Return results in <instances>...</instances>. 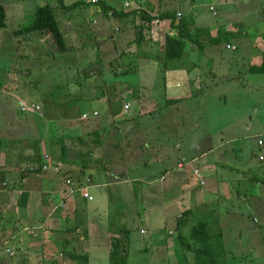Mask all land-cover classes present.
Returning <instances> with one entry per match:
<instances>
[{
  "label": "rangeland",
  "instance_id": "1",
  "mask_svg": "<svg viewBox=\"0 0 264 264\" xmlns=\"http://www.w3.org/2000/svg\"><path fill=\"white\" fill-rule=\"evenodd\" d=\"M74 1L76 0H65L67 4ZM107 2L118 9H125L126 11L133 8H143L144 4L146 5L145 8L151 6L162 10L175 8L178 11V8H181L183 14H194L198 26L207 25L213 30L220 27L223 32L231 29L233 25L240 29L242 25L243 30L248 28L247 31L254 27L250 31L252 37L257 32H264V22L259 19V14H262L264 10V0H107ZM0 3L5 6L7 12L6 26L0 28V139L2 140L0 171L5 168L17 167L16 162L19 168L23 170L34 165L38 167L41 163H35L33 156H36L35 158L39 162L41 153H44V162H46V155L49 156V162L52 164L60 162V156L62 155L61 142H66L69 147L73 146L68 151V160L65 161V168L68 170V173H65L66 175H73L72 169L74 166L82 167V160L89 157L88 148L95 149V154L91 155L93 160L90 161V165L99 167L100 161L104 158V151L99 149L102 145L98 146L96 136L83 133L81 135L85 139V143H80L77 141V136H74L76 135L75 132H82L81 127L77 126L75 122L73 124L67 120H62L60 117V113L65 109L64 107L58 110L60 104L65 102L69 108L73 107L72 104H75L74 97L81 100L78 103L79 106H77L81 108L77 110L79 115L80 110L90 112V114L86 113L87 118L83 117V119H87L86 125H89L86 128H100L102 124L106 125L105 128L109 131V137L104 139L103 132L99 137L102 140L104 139V142L109 143V146H114L115 150H118L119 139L121 140V146L124 145L122 141H126L125 138H118L119 133L125 131L122 128L130 129L131 132H134L137 128L139 131L148 132L151 135V142H155L152 143L153 145L159 142V147L156 150H152V145L150 155H148L152 157L158 155L159 159L154 161L151 158L150 160V157L146 155L145 158L149 160L148 165L142 164L134 170L131 169L127 183L119 184L116 182L109 188L98 189L97 199L92 203L98 207V211L108 216L102 219L107 228H109V219H111L113 232L119 231L118 235L120 237L125 235L124 232L120 233L122 229L127 228L129 230L130 236L126 245L129 254L128 264H192L194 255L189 251L182 250L176 239L178 229L174 218L172 225L170 221L165 222L162 226L160 225V223H163V218L165 220L172 219L171 214L175 212L176 216L178 210L182 208L179 202L166 201L174 193H178L177 189L165 192L161 182L149 183L148 181L153 180L152 175L174 165L184 153L189 154V156L194 154L201 156L202 147L209 146V143L204 142V139L202 143V131L204 132L205 129L212 131L217 139L218 128L214 126L217 124L219 111H223L224 108L228 111V118L233 121L236 120L239 125L237 127L236 149L233 151L234 156H239V158L244 156V159H251L254 157L253 153L260 154V151L257 153L259 138L252 137L257 128L254 127L251 131H248L247 137H245L244 131H241V125L246 119L241 100L248 103L257 92L253 90V87L246 91L247 84L250 85L255 81L250 78L249 64L246 65L243 60L236 63L232 72L236 80H225L223 83L228 92V97L224 98L218 94L222 89V84H218V78L208 75L209 72L207 71L209 69L207 68L209 66L204 61V55L200 54V58H198L197 45L194 44L192 47L189 45L188 51L192 58L183 59L184 65L188 67L192 59L200 62V59L203 58L202 68H205L206 72L201 74V77L204 78L203 87L207 89L208 86L209 88L207 90L210 91V97H202V87L200 86V90H196V93H193L191 97L174 110L168 106L161 107L158 111L152 114L146 113L131 123L128 120L125 122L122 118L120 124L117 122L119 124L117 127L115 126L116 123L111 121L113 118H110L111 120L104 119V111L109 104H107V99L103 95L99 98L97 95L107 93V90L113 88L114 84L117 86L122 80L123 77L120 74L116 75L111 70L114 66L115 69L121 70L122 65L117 66V62L127 65L134 57H139L137 58L139 63H145L146 60L142 58V55L151 53V49L159 50V48L164 47L165 33L168 31L173 33L170 20L156 18L148 24L144 23L145 39L141 44H138L136 40H133L136 37L134 19H136V22L139 19L133 16L126 19L105 17L102 13L90 9L89 6H78L66 11L59 7L57 0H0ZM45 4L53 7L60 21L68 47L65 52L59 51L55 47L51 35L42 36L40 32L16 33L17 29L29 26L37 7ZM243 35L246 36L245 31ZM220 46H223V43ZM220 51L223 54V60L218 55L215 59L216 63L218 62L220 66L227 68L228 72L229 62L227 59L231 52L225 48ZM76 54L79 58L77 60L78 68L67 70L68 66H72L71 58ZM60 57L68 59L69 65L67 66L64 62H61ZM100 59L103 62L102 66L100 64L101 69L94 68L100 73L91 75L88 70L92 68L89 67ZM81 69H85V72H82ZM122 69L124 68L122 67ZM212 69L214 67L210 70ZM86 72H88V76ZM160 75L161 71L155 69L151 61L147 69L131 72L127 76L133 79L132 88L137 91L138 95H148L157 91L163 93L154 88L155 84L158 88L157 79ZM189 76L194 79L199 74L192 75L189 73ZM197 79L199 81V78ZM257 79L258 82L263 83L264 73L258 74ZM76 81H79L78 86L80 89L77 94L75 90L78 89V86H76V89L73 87ZM144 82L146 84L143 85L148 87V90L142 85ZM201 83V81L198 82L202 85ZM241 86L244 87L243 90L240 88ZM86 93L96 97H87ZM47 98H52L53 101L50 103L51 99ZM156 98L160 101L163 97ZM21 101L27 104L40 102L41 104L38 103L40 109L35 112L39 111L44 116L48 117L50 115L51 117L44 119L36 115L35 112L23 111ZM54 101L57 102V106ZM208 104L214 109L209 110L210 106ZM139 108L145 109V103L142 106H136L135 110L141 112ZM94 109L99 112L93 111ZM72 111L75 110L72 109ZM254 112L253 109L251 111L254 120L252 125L256 126L255 118L259 116L260 112L258 116H254ZM91 113L92 117L90 116ZM262 118L264 119V116ZM91 120H94L96 124ZM221 120L222 117L218 119L219 125ZM44 121L45 124L47 123L48 128H46L44 137L40 138L38 136L41 135L40 132L44 131ZM90 124L94 125L91 126ZM18 139H21V141ZM262 139L264 140V136ZM116 143L117 145H115ZM261 143L262 141H260ZM260 146L263 147L264 145ZM262 149L264 150V148ZM159 151L169 153L157 154ZM183 159L189 161L188 165L184 167V169H188L186 173H192L195 177L200 178L201 185L205 183L206 173L202 168L197 167V159L188 157ZM251 174L255 175L254 172H251L244 179H242V176L239 177L241 179L239 186H242L241 190L248 191L246 183L250 179L248 186L251 193L256 195L254 198H259L264 195V186L257 185L256 181L253 182ZM2 176L0 175V178ZM0 183L2 185L0 188L5 190L0 189L1 202L2 199L6 200L10 187L6 180ZM90 190L93 191L92 186ZM104 194L107 195V200H104ZM16 197L14 196L15 201ZM184 200H181V202H184ZM164 201L170 205L167 217L160 209ZM238 202L232 200V202L220 203V207L225 208V210L222 211V216L218 220H224L223 222L226 225L220 228L214 227L215 232L222 230V243L218 244V248L222 251L226 250L225 262L227 264H264V211L261 208L257 209L259 201H255V208L251 206L252 202L248 205ZM9 205L10 203L4 205L2 209L9 210ZM236 205H240V208L233 207ZM227 207H230V209H227ZM195 208L197 207L194 204V215L189 219V227L204 218L202 213L197 212ZM19 209V221L26 224L28 228L24 230L23 240H20V244H18V238H14L12 235L14 230H21L23 226L19 223L18 227H14V224L10 223L13 219L5 218L9 221L0 219V264H73L71 257L64 252V234L69 232L68 226L59 227L58 223L52 224V235L48 238L44 236L42 240L40 236L42 228L40 229L38 224L32 226V219L31 221L27 219L26 209L25 211L22 208ZM8 212L11 217L12 213ZM12 212L14 211L12 210ZM237 220L240 221V224L237 223ZM143 223L147 224L150 229V232L146 235L139 232ZM212 225L216 226L215 221ZM168 231L174 232L171 233L173 239L170 240L171 247L169 250H155L157 242L164 234L167 235ZM174 240V243H177L176 248L173 250L172 241ZM96 246L90 251V264H110V246L105 244ZM7 248H10L15 254L10 255ZM61 252L64 254L62 259ZM185 253H187L186 256H184ZM168 254L171 259L166 261L163 258L169 256Z\"/></svg>",
  "mask_w": 264,
  "mask_h": 264
},
{
  "label": "crops",
  "instance_id": "2",
  "mask_svg": "<svg viewBox=\"0 0 264 264\" xmlns=\"http://www.w3.org/2000/svg\"><path fill=\"white\" fill-rule=\"evenodd\" d=\"M145 4L144 7L145 8ZM264 11V10H263ZM262 11V14H259V19H261L264 22V12ZM233 25V24H232ZM253 25V24H251ZM207 26V25H205ZM233 27V26H232ZM241 27V31L244 32L246 36L234 38L233 40H230L232 43L238 44L240 46L239 50L236 52H231V54L228 56L227 61L229 62V68L227 72V68L224 66H220L218 62L216 63V56H220L221 60H223V54L220 50L223 49V46L216 45L213 47H210L206 51V56H204V61L207 66H209L207 69H209L207 72H209L208 75H212L214 77L218 78V84H222V89L218 93L221 97H228V92L226 91V87L224 86L225 80H236L234 78L235 75L232 74L233 70L235 69L236 63H240L242 60L245 62V64H249V75L250 78H253L255 81L253 83H250V85L247 84L246 91L253 87V90H255L256 95L252 97L251 100H249L248 103H245L241 100V106L244 108V114L246 115V119L241 125V131H244L245 137L248 136V131H251L254 127L257 128V130L252 134L253 138H259L258 140V150L260 154L257 155L256 153H253L254 157L251 159H244V156L242 158H239V156H234L233 151L236 149V142L238 140L237 136V127L239 125L237 124L236 120H232L228 118V111L226 108L223 109V111H219L218 117H217V124H215L214 127L218 128L217 131V139L215 138V134L212 133V131L205 129L204 132L202 131V143L203 139L204 142H208L209 146L202 147V152H200L201 156H198L197 154H194L192 156H189V154H182V156L177 159L174 165H172L170 168L167 167L165 170H161L157 172L156 174L152 175L151 181H148L149 183L153 182H161L163 184V190L165 192L170 190H176L178 193H174V195L168 199H166L167 202L173 201L175 203L179 202L181 205V209L178 210V214L175 216V212L171 214L172 219L169 218L165 220L163 218V223H160L162 226L165 224V222L170 221V224L172 225L173 218L176 221V227L178 222V217L182 214L183 211L194 209V204L197 208L195 210L197 212L202 211V215L204 213H208V217H211L209 211L215 210V227H217L219 224V228L223 227V225H226L225 222L220 221V217L222 216V211L225 210V208L220 207V203L223 202H232V200L239 201L238 203H245L248 205L250 202H252L251 206L255 208V201H259V205L257 206V209L261 208L264 211V195L260 196L259 198H254L256 195L251 193V190L248 186V180L246 183V188L248 191L241 190L242 186H239L241 183V179L239 177L242 176V179L247 177L248 173L254 172L255 175L253 176L251 174V178H253V182L256 181L257 185L261 184L260 186H264V150L260 145H264V140L262 137L264 136V119L262 116H264V82H258L257 75L262 73H256L252 71L250 66L252 65V60L255 57H262V54L264 52V32L257 34L255 33V36L252 37L250 35V31L254 28H250L249 31H247L248 28ZM220 27L216 30L212 29L213 34H217ZM174 31V30H173ZM172 32V31H168ZM166 32V33H168ZM165 33V34H166ZM154 47V46H153ZM152 47V48H153ZM151 53H146V55H142V58H145V63H139L137 58L134 57L130 63H133L135 65L133 72H139L143 70L144 67H148V65L153 62L155 69H158L161 71L160 80L158 81V88L157 84L154 85V88L156 90L159 89L160 92H153V94H140L138 95L137 91L133 88H130L133 86V79L131 77H128L127 75L122 76V80L116 84H114V87L110 88V90H107V93L104 94L101 93L100 95H97L99 98L100 96H104L105 99H107V105L105 112V118L109 119L113 118V122L121 118L125 112V104L131 103L132 109L128 113V115L124 118L128 120V122H135L137 118L141 117L142 115L149 113L151 111H158L157 104H162L165 99L172 98V99H179L177 103H174L172 105H169L168 107L172 110L176 109L178 106H180L182 103H184L190 96L193 94V90H199L202 87V97H210V91L207 89L208 86L205 89L203 87V77H201V74H204L205 68L200 69L199 66H195L193 68L182 66L179 69H167L164 63V59L161 53V49L159 50H153L151 49ZM224 50V49H223ZM84 54V53H83ZM77 55V54H76ZM198 58L199 53L197 52ZM140 56V55H138ZM83 57V56H82ZM189 59L192 58L191 54L188 55ZM202 58V61H203ZM93 59V58H91ZM77 60H79L78 55L76 56L75 60V66L77 65ZM101 60V61H100ZM97 60V62L89 67L92 68L89 71L91 75H94L95 73H100V71H96L95 69H101L100 64L102 66L103 62L102 59ZM220 60V61H221ZM199 61V60H198ZM198 61L193 60L192 62L198 63ZM261 61V60H260ZM128 63V64H130ZM122 64V63H121ZM123 65V64H122ZM125 65V64H124ZM162 66V67H160ZM210 70L211 68H213ZM95 68V69H94ZM214 71V72H213ZM163 73V74H162ZM189 73L193 74H199L198 77H195L194 79L189 76ZM227 73V74H226ZM86 75L88 76V72H86ZM199 78V81H201L202 85L198 84L199 81H197ZM141 82V81H140ZM79 81H76L74 83V89H76V86H78ZM145 84L142 83V85ZM130 86V87H129ZM144 86V85H143ZM97 87V85H96ZM145 87V86H144ZM146 90H148V87H145ZM242 90L244 87H240ZM78 89L75 90L76 94L79 91ZM251 90V89H250ZM252 90V91H253ZM132 92V93H130ZM72 94V93H71ZM86 96H91L92 98L96 97L93 95H90L89 93H86ZM132 97V98H131ZM156 97H163L160 101ZM180 98H183L185 101L181 102ZM49 99V98H47ZM51 99V100H50ZM50 103L53 101L52 98H50ZM75 101V104H72L73 107H68L65 102H62L63 104H60V110L61 108L65 109L60 113V117L63 120H67L71 123L75 122V124L79 127H81L80 130L82 132H75L74 137L82 136L81 134H87V135H94V130L99 131V136L101 137V132H103L104 139L108 138L109 131L105 128L106 125L102 124V127L100 128H86L89 125H86V120L83 119V115L86 111H79L80 115L78 114L77 110L81 109L78 108V103L81 102V100H77L75 97L73 99ZM37 102V101H36ZM40 103V102H38ZM37 103V104H38ZM55 105L57 106V102L54 101ZM68 103V102H67ZM145 103V109H141V112L136 111L135 107L139 105H143ZM206 103V102H205ZM41 104V103H40ZM148 104V105H146ZM84 105V104H83ZM209 105V104H208ZM210 106L209 110H213L214 108ZM124 107V109H123ZM207 107V106H206ZM205 107V108H206ZM75 110V111H72ZM254 109V116H258V113L260 112L259 116L255 118L256 126L252 125L253 116L251 115V111ZM93 111L98 110L94 109ZM76 112V113H75ZM93 113V112H92ZM91 113V117L93 116ZM34 114V113H33ZM36 115H38L40 118H48L51 117L48 115V117L44 116V114L38 112H35ZM99 114V113H98ZM203 115V114H202ZM120 116V117H119ZM90 117V118H91ZM222 117L221 124H218V119ZM227 117V118H225ZM125 120V122H126ZM95 122L94 120H91V122ZM108 122V121H106ZM203 122V121H202ZM79 123V124H78ZM47 124V123H46ZM45 124V121L43 123V132H40L41 135L38 137H44L46 133V128H48ZM74 124V123H73ZM96 124V122L94 123ZM94 124H90L93 126ZM129 127V126H128ZM122 128V127H121ZM125 131L120 132L118 135V138H125L126 141L124 142V145L121 146L119 139L117 149L113 146H109L110 144L106 141L104 142L102 140V143L99 145V149H102L104 151V155H106V162L100 161V166L95 167L94 169H88L86 170V174L84 177H79L74 170H81L82 167L78 168L77 166H74L72 169L73 177L75 180L79 181L80 183H86L88 184V190L90 194L93 195V199H85L81 193H77L74 196L67 197L65 193V189L67 188L66 182L64 181L66 174L63 173H56L53 170L50 171H36V172H30L25 173L22 175L21 172H23V169L19 168L18 163L16 162L15 168L11 169H3L0 171V175H3L0 178V182L6 180L8 181L9 188L8 189V195L6 196V200L2 199L1 196V202H0V219L6 220L5 218L13 219L10 223L14 224V227L17 226L21 222L19 221L20 216V209L22 208L26 209L27 211V219L31 221L32 226H36L38 224V227L42 228V234L40 235L42 240L44 236L46 238L50 237L52 235L51 229H53L52 224L55 225L58 223L59 227L67 225L68 228H70L72 225L78 226L80 237L84 239V247L85 250H88L89 254L90 251H92L94 248H96V245H107L110 246V244L117 240V237H120L118 235L119 231L113 232L112 228V221L109 219V228H107L104 224V221H102L103 218H107V215H103L101 211H98V207L92 203L97 199V190L102 188H109L111 185L119 183H127L128 177H129V171L131 169H136L138 166H141L142 164L148 165L149 160L146 157V155H150V149L152 148L151 142V135L148 132H142L139 131L138 128L131 132L130 129L126 130L127 128H122ZM77 131V130H75ZM240 133V132H238ZM129 135V137H128ZM260 141L262 143L260 144ZM159 142H157L155 145H153L152 150H156L159 145ZM158 145V146H157ZM89 151H91L89 153ZM88 156L92 157L91 155L95 154V149L88 148L87 149ZM169 152H161L159 151L157 154H168ZM147 156L157 161L159 159L157 156ZM256 155V156H255ZM53 156V155H52ZM186 156V157H185ZM33 161L35 163H42L41 162V156L40 160L38 162V159L36 160V156H33ZM196 158V165L197 167H200L204 170L206 173L205 175V183H202L201 185V179L195 177L192 173H186V170L180 167V163L183 158ZM1 158V155H0ZM202 159V160H201ZM61 160V159H60ZM8 165V163H7ZM245 165V167H243ZM35 166V165H34ZM136 166V167H135ZM111 168H113V171H111ZM67 171V169L65 168ZM64 170V171H65ZM210 170H212L210 172ZM222 171V172H221ZM136 172V171H135ZM76 173V174H75ZM258 173V174H257ZM69 176V175H68ZM87 179L90 178V182H85ZM192 178V179H191ZM135 179V178H134ZM113 180V181H111ZM0 186L2 187L1 183ZM92 186L93 191L90 190V187ZM151 189H156L153 187H150ZM2 191H5L4 188H0ZM14 196L16 197V202L14 200ZM243 198V199H242ZM100 199V198H99ZM184 200V202H181V200ZM104 200H107V195L104 194ZM13 201V203H12ZM64 202L67 203V207H63L60 204H63ZM9 210L5 211L3 208L4 205L9 204ZM161 204V203H160ZM230 204V203H228ZM234 208H240V205L233 206ZM160 209L164 212V215H168V211L170 209V205L166 203L165 201L161 204ZM227 209H230V207H227ZM256 209V210H257ZM12 210L14 212H12ZM255 210V211H256ZM10 211L12 216L10 217L9 212ZM259 211V210H257ZM32 212V213H31ZM260 212V211H259ZM161 214V213H160ZM180 214V215H179ZM179 215V216H178ZM194 213L191 212L188 216V223L189 219H191V216H193ZM205 215V214H204ZM110 218V217H109ZM255 218H257L255 216ZM9 221V220H6ZM237 223L240 224V221L237 220ZM20 225L23 226L21 230H14V233L12 237L18 238V244L19 241L23 240V232L28 227L24 223H20ZM185 225V224H184ZM66 226V228H67ZM142 227H140L139 232L142 235H146L150 232L149 226L147 224H141ZM232 226V225H230ZM58 229V228H57ZM58 230H62L61 228ZM143 230V232H142ZM147 231V232H146ZM222 232V230H221ZM17 233V234H16ZM174 232L168 231L167 235L164 234L162 238L157 242V246L155 247V250H169L171 247L170 240L173 239ZM241 233V232H239ZM68 234V233H67ZM116 237V238H115ZM119 239V238H118ZM87 242V243H86ZM110 242V243H109ZM172 241V247L173 250L176 248V243ZM49 243H51L49 241ZM52 244V243H51ZM167 253V252H166ZM61 259L64 258L63 252L60 253ZM169 255V254H168ZM91 259V255H90ZM166 261H169L171 259V256H167L163 258ZM91 262V260H90Z\"/></svg>",
  "mask_w": 264,
  "mask_h": 264
},
{
  "label": "trees",
  "instance_id": "3",
  "mask_svg": "<svg viewBox=\"0 0 264 264\" xmlns=\"http://www.w3.org/2000/svg\"><path fill=\"white\" fill-rule=\"evenodd\" d=\"M57 3L61 9H64L66 11H70L78 6H85V7L89 6L90 9H93L98 13H102L105 17L126 19L129 16H133L134 18L139 19L138 22H136V19H134L136 26V37L133 40V41L136 40L138 44H141L145 39L144 23L148 24L156 18L162 20L169 19L170 26L174 31L173 33L168 32L165 34L164 44H163L164 47L163 48L161 47L162 49L161 53L167 69H179L182 66H185L184 60L189 58L188 55H190V52L188 51L189 45H191V47L194 46V44L197 45V51L199 53V58H200V54L206 56L205 54L208 48L216 45H221L222 43L224 45L223 49L225 48L230 52H236L237 50H239L240 46L236 44V42L232 43L233 41L231 42L230 40L243 36V32L241 31V29L234 25L233 27H231V29H228L225 32H223L222 29H219L217 34H213L212 29L210 27L200 26V25L198 26L196 24L195 16L193 13L183 14L181 8H178L177 11V9L175 8L173 9L168 8L167 10H162L148 6L147 8L140 7L126 11L125 9H118L114 5L109 4L107 0H76L71 4H67L65 0H57ZM178 13H180V15L182 16L178 17L180 16ZM6 18H7L6 8L2 3H0V28L6 26ZM25 32L26 33L40 32L42 33L41 34L42 36L51 35L55 47H57L59 51L65 52L68 48L65 39V34L60 26V21L58 20L53 7L50 6L49 4L38 6L34 13L32 23L27 27L16 30V33H25ZM76 56H73L71 58L72 66H68L69 65V63L67 62L68 59H63L62 57H60L59 60L61 62H64L68 66L67 70H71V69L75 70L76 68H78V66H75L76 64L74 63V61L76 60ZM116 65L121 66L122 64L121 62H117ZM195 66H199V68H202V60L200 59V62L198 63L191 62V64L188 65L190 69ZM122 67L124 69H122ZM122 67L120 71L115 69L116 68L115 66L111 70L116 75L119 74L121 76L129 75L131 72L134 71L135 65L133 63L127 65L123 64ZM250 68L252 69V71L256 73H264V52L262 54V57H255L252 60V65L250 66ZM145 69H147V67L143 68V70ZM81 71L85 72V69H81ZM159 80L160 77H158L157 81ZM193 93L196 92L193 90ZM180 100L181 102L185 101L183 98H180ZM178 101L179 99L177 98L176 99L168 98L165 99L162 104L158 103L157 108L159 107L158 108L159 110L161 107L163 108L165 106L172 105L174 103H177ZM131 109L132 107L131 105H129V107L125 110L123 116L115 121L116 123L115 126L118 127V125L122 122V118L124 119L128 115ZM154 112L155 111H151L149 112V114H152ZM94 136H96V141H98V143L101 144L102 139H100L99 131L97 129L94 130ZM18 140L21 141V139ZM77 141H79L80 143H85V139L83 138V136L77 137ZM60 144L62 145V150H61L62 155L60 156L61 159L60 161L64 163L63 172L61 173L67 174L68 170L67 171L65 170V161L68 160L69 157L68 151H70V149H72L73 146L71 147L67 146L66 142H61ZM115 145H117V143ZM0 146H2L1 139H0ZM90 152L91 151H89V153ZM51 155L54 156V154ZM40 156H41V162H44L45 161L44 153H41ZM91 158L92 157H88V158L85 157L81 162L82 169L75 170V172L80 178L85 176L87 172L86 170L95 168L94 165H90V161L93 160ZM106 159H107L106 155H104L102 161L106 162ZM41 164L38 167L33 166L35 167L34 169L27 168L23 170V172H21L22 175H24L25 173L28 174L30 172L43 171ZM111 171H113V168H111ZM85 182H90L87 181V177ZM80 184L86 185L88 187V184L86 183L85 184L80 183ZM84 198L88 199L87 197ZM191 212L194 213V209L185 210L178 217V222H177L178 235L176 239L178 241V244L181 245L182 250L189 251L194 255V260H193L194 262L192 264H227L225 262L226 254H227L226 250L222 251L220 250V248H218L219 247L218 244L222 243V237H223L222 232L221 230L215 232L214 231L215 226L212 225L213 222L215 221L214 220L215 210L209 211L210 215H212L210 218L208 217V213H204L205 215L204 214L202 215V217H204L202 218V220H199V222L197 223H193L189 227L190 223H188V217H189L188 215ZM200 213H202V211ZM219 226L220 224L217 227L219 228ZM122 232H124L125 235L121 237H117V240L115 239V241H113V243L110 244V264H128L129 254L126 245L130 233L127 228L122 229L120 233ZM64 235H65L64 252H66L71 257L73 264H90V254L88 250H85L86 245L84 247V239L80 237L78 226L72 225L69 228L68 234H64ZM8 249L10 248H7V251ZM72 251H74V253H72ZM186 255L187 253H185L184 256Z\"/></svg>",
  "mask_w": 264,
  "mask_h": 264
},
{
  "label": "built area",
  "instance_id": "4",
  "mask_svg": "<svg viewBox=\"0 0 264 264\" xmlns=\"http://www.w3.org/2000/svg\"><path fill=\"white\" fill-rule=\"evenodd\" d=\"M180 15V13H178ZM22 104V110L25 112H35L40 109V105L37 103H30L27 104L24 101H21ZM130 103L125 104V109L129 107ZM83 117L87 118V114L85 113ZM50 158L46 155V162L42 164V170L43 171H50L53 170L57 173L63 172L64 164L63 162H56L55 164H52L49 162ZM189 161L182 159L181 163L179 164L181 168H184L186 165H188ZM34 169L35 167H31ZM91 179L88 178L87 181H90ZM65 182L67 185V188L65 189V193L67 197L74 196L77 192H80L84 197H87L88 199L92 200L94 197L92 194H90L88 187L86 185H81L79 181L75 180L71 176H65ZM5 185V183H4ZM63 207H67V203L64 202L63 204H60ZM143 232V230H142ZM8 252L10 255L14 254V251L11 249H8Z\"/></svg>",
  "mask_w": 264,
  "mask_h": 264
}]
</instances>
